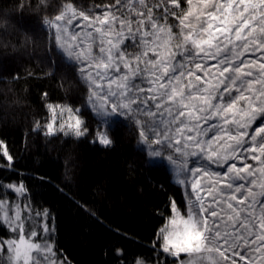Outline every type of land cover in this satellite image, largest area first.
<instances>
[{"label": "snow or ice", "instance_id": "1", "mask_svg": "<svg viewBox=\"0 0 264 264\" xmlns=\"http://www.w3.org/2000/svg\"><path fill=\"white\" fill-rule=\"evenodd\" d=\"M25 15L39 32L20 24ZM0 33L16 37L5 52L40 47L42 62L62 70L59 82L81 94L77 104L41 93L49 115L29 134L45 151L61 135L65 144L92 137L110 146L114 128L130 124L143 166L182 189L167 215L156 210L151 255L131 264H264V0H99L87 9L76 0H11L0 6ZM72 159L69 152L65 181L74 179ZM0 161V264H74L58 245L54 210L37 203L3 137ZM77 207L99 219L86 202ZM105 251L129 264L117 242Z\"/></svg>", "mask_w": 264, "mask_h": 264}, {"label": "trees", "instance_id": "2", "mask_svg": "<svg viewBox=\"0 0 264 264\" xmlns=\"http://www.w3.org/2000/svg\"><path fill=\"white\" fill-rule=\"evenodd\" d=\"M76 2L87 9L99 0ZM10 3L11 0H0V6ZM20 24L39 32L38 22L32 16L25 15ZM15 39V35L0 33V137L7 140L17 170L27 175L26 183L37 203L54 210L59 247L74 264H116L112 253L105 251L109 240L124 248L129 264L134 257L151 255V241L162 223L156 210L167 215L170 198L174 197L178 205L183 200L182 189L161 172L143 166V146L136 128L130 124L120 123L114 128V143L110 146L91 143L92 137L65 144L61 135L45 151L43 138L29 134L34 119L43 121L49 115L41 93L47 92L53 102L77 104L81 94L74 83L59 82L62 70L57 68L53 73L42 62L40 47L16 51L9 47L5 52L3 43ZM14 73L20 75L16 82L9 79ZM88 123L95 131L96 121L89 116ZM69 152L74 179L65 181L64 161ZM36 172L51 182L35 179ZM98 189L103 190L102 196L97 195ZM77 202H86L99 219L89 218ZM117 228L125 235L115 233ZM3 234L0 229V235Z\"/></svg>", "mask_w": 264, "mask_h": 264}, {"label": "rangeland", "instance_id": "3", "mask_svg": "<svg viewBox=\"0 0 264 264\" xmlns=\"http://www.w3.org/2000/svg\"><path fill=\"white\" fill-rule=\"evenodd\" d=\"M73 24L75 25V24H76V22L74 21V22H73ZM81 27H82V26H81ZM72 30H73V31H78V30H79V28H75V27H74Z\"/></svg>", "mask_w": 264, "mask_h": 264}]
</instances>
